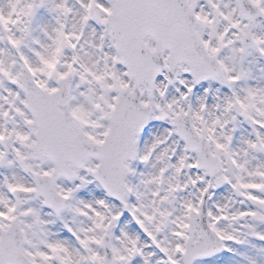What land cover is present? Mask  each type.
Listing matches in <instances>:
<instances>
[{"label": "snow or ice", "instance_id": "snow-or-ice-1", "mask_svg": "<svg viewBox=\"0 0 264 264\" xmlns=\"http://www.w3.org/2000/svg\"><path fill=\"white\" fill-rule=\"evenodd\" d=\"M0 264H264V0H0Z\"/></svg>", "mask_w": 264, "mask_h": 264}]
</instances>
